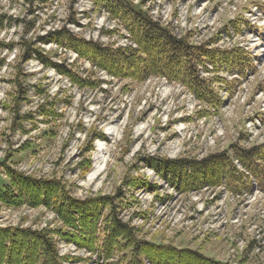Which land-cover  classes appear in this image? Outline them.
<instances>
[{
	"label": "rangeland",
	"instance_id": "rangeland-1",
	"mask_svg": "<svg viewBox=\"0 0 264 264\" xmlns=\"http://www.w3.org/2000/svg\"><path fill=\"white\" fill-rule=\"evenodd\" d=\"M130 1L194 45L243 48L255 70L241 77L219 65L220 76L238 79L232 92L219 88L224 102L214 110L179 83L117 78L53 41L65 29L102 44H131L127 28L102 3L0 0V176L9 166L62 180L76 198L113 197L121 217L147 240L221 261L264 263V189L254 175L251 191L237 194L222 184L183 193L150 166L163 158L202 159L233 143H264V0ZM27 46L87 83L27 56ZM55 217L43 206L0 205L3 227L56 228ZM56 241L60 255L74 257L65 264H104L75 243Z\"/></svg>",
	"mask_w": 264,
	"mask_h": 264
},
{
	"label": "trees",
	"instance_id": "trees-1",
	"mask_svg": "<svg viewBox=\"0 0 264 264\" xmlns=\"http://www.w3.org/2000/svg\"><path fill=\"white\" fill-rule=\"evenodd\" d=\"M95 2L102 3L108 13L127 28L131 44H102L76 37L65 29L55 31L53 41L74 50L80 58L114 77L135 81L162 77L183 85L197 100L219 110L224 102L219 88L225 86L232 92L238 79L220 76L219 65H226V71L241 77L255 70L251 54L243 48L235 46L221 50L210 48L206 43L194 45L189 35H177L130 0ZM25 52L72 82L87 83L67 66L52 62L41 50H31L27 46ZM203 70L213 72V76H206ZM235 159L246 173L237 168ZM150 166L167 179L171 187L183 193L222 184L237 194L246 187L251 191L252 175L264 189V143L251 147L233 143L230 151L202 159L163 158L150 162ZM4 167L5 177L0 176V205L12 208L24 204L43 206L55 214L60 226L35 229L0 225V264H65L74 259L60 255L56 239L75 243L86 252L96 254L104 264H244L243 261H221L199 249L147 240L138 227L121 217L117 210L121 204H116L113 197L79 199L71 195L62 180L38 179ZM89 167L87 164L86 170ZM133 180L137 183L138 179Z\"/></svg>",
	"mask_w": 264,
	"mask_h": 264
},
{
	"label": "built area",
	"instance_id": "built-area-1",
	"mask_svg": "<svg viewBox=\"0 0 264 264\" xmlns=\"http://www.w3.org/2000/svg\"><path fill=\"white\" fill-rule=\"evenodd\" d=\"M259 119L256 117L255 119H254V122H257ZM259 122V121H258Z\"/></svg>",
	"mask_w": 264,
	"mask_h": 264
}]
</instances>
